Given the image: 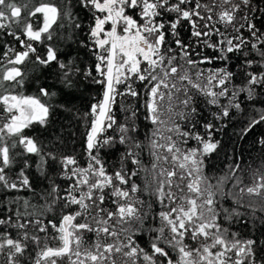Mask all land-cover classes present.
Here are the masks:
<instances>
[{
  "label": "snow or ice",
  "instance_id": "6c2138e0",
  "mask_svg": "<svg viewBox=\"0 0 264 264\" xmlns=\"http://www.w3.org/2000/svg\"><path fill=\"white\" fill-rule=\"evenodd\" d=\"M250 3L251 0H239V3L234 0H209L207 3H201L200 0H76V5H73L72 0H61L59 4L54 0H40L38 5L29 8L26 3L18 5L15 0H0V30H7V35L18 40L22 49L17 51L14 47L6 45V50L0 55V108L5 114L0 117V189H31L30 180L24 171L29 167L28 160L23 161L17 180H12L8 174L7 170L16 164L17 156L40 157L37 167L41 175H44L48 159L56 160L52 153L45 156L37 142L24 134L25 129L34 123L47 125L52 106L43 103L40 97H50L55 93H50L46 87H39V95L26 96L15 93V89L22 87L27 78L22 67L26 63L45 68L55 64L60 70V82L66 87L72 86V76L79 72V68L73 60L63 62L59 58L60 50L50 42L59 29L66 26L71 29L81 28V23L73 11L74 6L87 9L93 18V23L88 26L87 39L80 41V45L88 48L94 55L96 76L88 69L84 72V78H91L93 83L104 86L102 100L93 104L90 112L86 114L93 117L86 138L89 163L83 168L78 165L75 157H62L60 163L63 175L72 183L66 189V196L60 195L59 186L53 184L48 193L51 203L45 205L47 210L51 211L57 201L63 200V207L75 205V211L63 215L59 225L52 221L45 224L40 218L25 221L24 217L33 215L27 211L29 204L25 201V212L21 213L17 209L14 212L15 220L12 216L0 218V226L15 228L19 235V238H12L10 233L0 232V257H3L0 264H22L29 240L39 248L34 264H58V261L65 257L68 264H140L141 258L144 264H257V242L253 239L240 240L237 238L238 233H231L229 238L228 229L219 222L221 211L226 220H230L233 215L240 216L241 213L228 209L218 210L216 192L213 191V188L225 180L235 177L239 165L235 166L230 176L221 177L217 185H212L203 175L202 157L218 147V142L211 139V123L204 126L208 132L207 139L199 134L181 131L179 125L168 128V131H174L181 137L195 139L202 148L183 151L171 136H161L167 143H159L155 139L151 142L152 154L157 163L152 166V178L146 183L145 191L151 188V194L155 196L156 201L167 208V211L158 213L160 226L152 229L157 235L151 242V254L140 248L134 239L143 228L145 217L148 215L137 207L144 203L134 195L140 188L135 183L131 184L130 188L120 187L128 185L131 176H135L136 172H125L121 164L120 170L109 174L99 157L100 148L118 142L129 145L126 157H131L133 164L140 163L131 148H140L141 145L128 135L136 130V110L131 106L127 119L133 123L119 125L118 138L102 135L117 124L113 115L117 96H141L133 87L135 81L147 82V99L144 100V106L147 109V118L153 125L165 123L161 119L164 114L162 108L167 101V111L172 112L175 94L183 91L185 98L180 100V103L185 108L190 105L193 98L188 94L189 86L209 97V103L213 105L218 103V97L228 95L226 84L233 73L222 68L210 70L205 75L198 64L211 63V60L197 61L190 58V45L179 39L177 31L182 21L188 22L192 28L191 35L198 41L213 34L223 36L219 29H215V33L201 31L199 21H204V28H214L215 23L233 25L237 32L246 24L255 40L251 43V48L260 57V62L264 63V33L258 34L256 25L249 22L247 16H242L245 24H241L239 28H236L234 23L241 5L248 7ZM218 8L220 11L216 12ZM133 9L139 10V19L130 14ZM214 12L217 16L215 21ZM164 13L174 14V19L170 20L167 26L165 22L157 19ZM33 17L38 18V22H34L31 19ZM13 25L21 29L20 35L12 31ZM168 34L174 38L178 52L166 40ZM21 35L25 39H21ZM204 42L208 47L219 51L221 55L218 58L224 60H227L228 53L240 52L248 43L241 36L220 39L217 44ZM37 44L45 46L44 54L34 46ZM244 55L247 56L248 53ZM255 62L248 60L246 64L251 67ZM246 76L247 85L232 91L233 100L239 93H246L248 99H254L256 88L264 87V72H247ZM121 84L125 85L124 91L119 90ZM216 88L220 90L216 91ZM229 107L239 110L240 104L230 103ZM229 107H222L216 118L228 117ZM191 112L195 113L196 109L191 108ZM180 115L184 118L183 113ZM261 121H264V114L260 115L259 119H253L251 125ZM159 132L157 127L153 136ZM182 143H187V139ZM18 146L21 151L13 152ZM161 148L169 155H162L159 151ZM160 161L170 164L171 167H164ZM240 183L242 181L237 177L234 187ZM106 189H111L110 196L115 197L112 201L115 204L114 210L102 207L105 204ZM245 196L259 198L260 210L264 211V174L258 177L254 174L251 186L239 188L235 202L241 207L245 206ZM247 207L253 212L256 211L251 199ZM78 219L80 222H77ZM30 225L36 233H47L50 226L57 233L52 238L57 239L59 245L51 247L46 242L41 244L38 234H29ZM85 232L94 233L96 239L89 244L84 240ZM186 240L191 243H186ZM169 249L177 253L175 259L170 255Z\"/></svg>",
  "mask_w": 264,
  "mask_h": 264
},
{
  "label": "trees",
  "instance_id": "16d2710c",
  "mask_svg": "<svg viewBox=\"0 0 264 264\" xmlns=\"http://www.w3.org/2000/svg\"><path fill=\"white\" fill-rule=\"evenodd\" d=\"M15 2L18 5L26 3L29 8H32L38 5L40 0H15ZM54 2L59 4L61 0H54ZM200 2L207 3L209 0H200ZM234 2L239 3V0H234ZM72 3L76 5V0H72ZM73 11L81 23V28L71 29L66 26L65 28L59 29L53 41L50 42L60 50L59 58L63 62L67 63L69 60H73L75 66L79 68V72H75L72 76V86L66 87L60 82V70L55 64L45 68L32 63H26L22 67L27 74V78L22 87L15 89V93L26 96L39 95V87H46L50 93H55V95L50 97H40L43 103L52 106L47 125L42 126L34 123L30 128L25 129L24 134L37 142L45 156L48 153H52L56 156V160L48 159L45 165L44 175H41L37 167L40 164V157L35 155L17 156V162L12 168L7 170L8 174L12 180H17L18 173L23 167V161L25 159L28 160L29 167L25 168L24 171L30 180L31 189L24 188L20 191L0 189V218L12 216V219L15 220L14 212L17 209L21 213L25 212V201L29 204L27 211L33 213L32 216L24 217L23 219L25 221L40 218L45 224L52 221L59 225L63 215L71 213L76 209L75 205L63 207V200L57 201L51 211H48L45 207L46 203H51V197L48 196V193L53 184L59 186L60 195L66 196V189L72 183V181L66 179L63 175V168L60 163L62 157H75L80 167H87L89 158L86 138L93 117L86 114L90 112L93 104H97L102 100L104 92V86L102 84L93 83L91 78H84V72L88 69H91L92 75L96 76L94 69L96 59L94 55L88 48L80 45V41L87 39L88 26L93 23L92 14L87 9L79 6H74ZM219 11V8L216 9V12ZM242 16H247L248 21L256 25L258 34L264 33V0H251L248 7L241 5V10L236 13L237 18L234 22L236 28H239L241 24H245ZM31 19L34 22H38V18L36 17ZM157 19L165 22L167 26V23L174 19V14L164 13L162 17H158ZM216 19L217 16L214 12L213 20L215 21ZM198 23L200 24L201 31L215 33V29H219L223 33V36L213 34L209 37H203L198 41L196 37L191 35L192 28L188 22L182 21L177 29L179 39L185 44L190 45L188 51L191 53V59L197 61L211 60V63L203 62L198 64V67L204 70L205 75L210 70L215 71L222 68L233 73L229 83L226 84L228 95L218 97V103L213 105L209 103V97L204 96L189 86L188 94L193 98L190 105L185 108L180 103V100L185 98L183 91L175 94L172 100V112L167 111V101L162 108L164 114L161 116V119L165 123L153 125L151 120L147 118L148 113L144 106V100L147 99V82L135 81L133 77L135 81L133 87L141 93V96L139 98H133L127 95L123 97L117 96L116 103L113 105V115L117 124L102 135L104 137L118 138L120 133L117 131V127L121 124L131 125L133 123V121L127 119L130 114L128 109L131 106V108L136 110L134 119L136 130L129 132L128 135L133 138V141L141 145L140 148H131L140 163L138 165L133 164L131 162L132 158L126 157L129 145L119 144L118 142L100 148L99 157L103 161L109 174L120 170L121 164H123L125 172L129 174L136 172L135 176H131L128 185L120 187L130 188L131 184L135 183L140 188V191L134 195L144 203L142 206L137 205V207L141 209L142 213L147 212L148 215L145 217L143 228L134 239L140 248H143L151 254V242L157 235L152 229L160 226L158 213L160 211H167V208L160 205L156 201L155 196L151 194V188L145 191L146 183L152 178V166L154 163H157L152 154L151 142L155 139L159 143H167L166 139L159 138L161 136H153V132L156 131L157 127L159 129L162 127L163 137L171 136L174 141H177L178 146L183 151H188L193 148H202V145L191 137L184 138L174 131L170 132L168 128L179 125L181 131L199 134L207 139L208 132L204 126L211 123L213 125L211 139L213 142H218V147L215 151L202 157L204 161L203 175L208 178V181L212 185H217L221 177L230 176L235 166L239 165V169L235 171V177L225 180L218 187L213 188V191L216 192L215 198L218 201V210H235L240 212L241 215H233L230 220H226L224 219V213L221 211L219 222L224 228L228 229L229 238H231V233H238L237 238L240 240H255L257 242L255 246L257 264H264V211L260 210V199L245 196V206L243 207L235 202L239 188L251 186L253 184L254 174L257 177L260 174H264V143H262L264 141V121L251 125L253 119H259L260 115L264 114V87L256 88L254 99H248L246 93H239L235 100L231 98V93L234 89L243 88L247 85L248 78L246 73L264 72V63L260 62V57L251 48V43H254L255 40L248 31L246 24L245 27L240 28V31L237 32L233 25L215 23L214 28H204V21H199ZM12 31H15L18 35L21 34V29L16 25L12 26ZM235 36H241L248 43L243 46L240 52L228 53L227 60L218 58L221 53L214 48L208 47L204 42L207 41L211 44H217L220 39ZM68 37L71 38L68 39ZM21 39H25V37L21 35ZM166 40L173 49H176L177 52L179 51L173 42L174 38L170 34L166 35ZM234 43H238V41H234ZM6 45L14 47L17 51L22 50L18 40L13 36L7 35V30H0V55L6 50ZM34 46L38 48L41 54L45 53L46 49L44 45L37 44ZM244 53H248V55L245 56ZM248 60L256 62L251 67H248L246 64ZM193 78L195 79L194 74ZM119 90L124 91L125 85H119ZM215 90L219 91L220 89L216 88ZM230 103H239L240 109L237 110L234 107H229ZM193 107L196 109L195 113L191 112V108ZM222 107H229V116L217 119L216 117L221 113ZM181 113L184 114V118H181ZM4 115L2 108H0V117ZM184 139H187V143H182ZM12 151L20 152L21 148L18 146ZM159 151L162 155H169L163 148ZM122 157H124L123 160ZM159 163L164 167H171L170 164H163V161ZM237 177L242 183L234 187ZM110 192L111 189L105 190L106 199L102 207L114 210L115 204L112 201L115 197H111ZM249 199L254 202L255 212L247 207ZM12 201L15 202L13 203ZM77 222H80V220L78 219ZM0 232H8L12 238H19L18 230L12 227L0 226ZM29 234H38L41 237V244L46 242L51 247H57L59 245V241L52 238L57 233L50 226L47 233H36L30 225ZM165 235H167V232ZM46 236L47 240H45ZM83 237L89 244L96 239L94 233L85 232ZM185 242L191 243L187 240ZM27 243L28 248L25 256L22 258V264H34L39 248L31 240ZM169 252L173 259H175L177 253L171 249H169ZM157 259L162 258L157 257ZM2 261L3 257H0V262ZM58 264H68L67 257L59 260ZM140 264H144L142 258Z\"/></svg>",
  "mask_w": 264,
  "mask_h": 264
},
{
  "label": "flooded vegetation",
  "instance_id": "af4514ba",
  "mask_svg": "<svg viewBox=\"0 0 264 264\" xmlns=\"http://www.w3.org/2000/svg\"><path fill=\"white\" fill-rule=\"evenodd\" d=\"M138 9H133V10H130V14H132L135 18L139 19L137 13H138Z\"/></svg>",
  "mask_w": 264,
  "mask_h": 264
},
{
  "label": "rangeland",
  "instance_id": "374dc122",
  "mask_svg": "<svg viewBox=\"0 0 264 264\" xmlns=\"http://www.w3.org/2000/svg\"><path fill=\"white\" fill-rule=\"evenodd\" d=\"M163 128L161 127L160 128V132H159V134L158 135H156V136H162V133H163V130H162ZM159 138H161V137H159Z\"/></svg>",
  "mask_w": 264,
  "mask_h": 264
}]
</instances>
